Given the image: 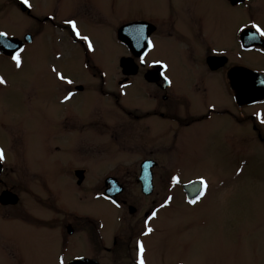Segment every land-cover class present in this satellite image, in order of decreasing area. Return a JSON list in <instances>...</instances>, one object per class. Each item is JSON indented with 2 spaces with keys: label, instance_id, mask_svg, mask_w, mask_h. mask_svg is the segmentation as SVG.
Here are the masks:
<instances>
[{
  "label": "flooded vegetation",
  "instance_id": "flooded-vegetation-1",
  "mask_svg": "<svg viewBox=\"0 0 264 264\" xmlns=\"http://www.w3.org/2000/svg\"><path fill=\"white\" fill-rule=\"evenodd\" d=\"M247 1L226 3L232 9H240ZM148 3L113 28L123 54L107 83L91 60L85 42L66 23L75 20L81 31L76 19L81 16L88 27L99 26L98 0L81 5L76 18L60 19L50 12L36 15L30 1V6L23 0L1 1L0 7L3 4L21 13L27 24L20 26L19 31L8 26L19 27L16 21L5 22L6 28L0 25V32L7 33L0 37V77L6 81L0 84V148L6 155L0 163V243L12 245L0 249V257L6 261L60 264L63 258L64 264L77 260L138 264L137 243L143 242L146 260L144 239L157 233V228L151 226L152 233H144L159 213L167 209V216L173 214L171 206L177 204L180 193L184 205L192 208L208 192L207 189L196 204H190L202 191L196 183L206 179L199 176L181 183L174 174L162 171L159 178L168 181L167 189L161 190L164 197L154 206L153 201L149 208L143 204L155 193L158 170L168 159L160 152L165 146L163 134L185 143L189 130L212 123L226 127L229 119L238 127L251 128L253 139L264 147V124L256 115L264 109V99L243 103L236 97L243 69L264 75V66L244 61L245 56L264 60V48L259 45L264 36L253 27L260 25L251 22L245 26L239 19L230 31L232 19L218 12L213 16L205 14L198 8L199 0L181 8L168 0ZM3 11L0 8V13ZM122 27L125 44L117 39ZM247 31L256 33L258 38L253 34L246 40L257 43L245 47V32L251 34ZM133 36L142 39L137 42ZM149 40L154 47L148 45ZM66 43L71 46V58L81 57L90 82L68 76L65 61L55 67L58 59L64 60ZM158 43L166 58L155 53ZM166 44L170 45L164 47ZM20 50L22 64L16 67L12 55ZM122 58L129 63L126 74L120 68ZM185 67L191 81L189 97L173 90L174 78ZM53 68L66 79L60 80ZM68 79L73 83L68 84ZM205 81L210 82L209 88L204 86ZM221 91L226 100L208 96ZM79 95L86 97L78 98ZM120 99L125 103L122 106ZM100 100L113 108L99 109L96 104ZM87 133H91L92 139L103 138L104 142L98 144L109 143L107 148L113 151L142 148L135 159L138 172L116 169L94 178L99 173L90 172L77 158L83 157L81 149ZM143 164L152 166L151 185L144 191L139 182ZM190 184L199 185L192 199L183 189ZM132 185L137 190H132ZM175 187L179 189L175 191ZM169 197L171 201L162 208ZM153 211L156 217L150 219ZM113 224H118V229H113ZM151 246L159 248L160 243L151 242Z\"/></svg>",
  "mask_w": 264,
  "mask_h": 264
},
{
  "label": "rangeland",
  "instance_id": "rangeland-1",
  "mask_svg": "<svg viewBox=\"0 0 264 264\" xmlns=\"http://www.w3.org/2000/svg\"><path fill=\"white\" fill-rule=\"evenodd\" d=\"M29 1L36 15L50 12L60 19L65 16L76 18L79 7L89 0ZM98 1L100 4L99 19H101L99 26L95 24V27H88L81 16L76 19L80 24L81 34L88 36L92 43L91 50L87 46L90 58L108 83L114 66L117 67L118 57L123 54V47L116 41L113 28L123 21L126 15L135 13L141 6H149L148 2L154 0ZM161 1L162 3L167 2V0ZM193 1L168 0V3L181 8L182 6L189 7V3ZM199 1L201 3L198 8L205 14L213 16L215 12H218L219 15L224 14L230 17L232 19L228 26L230 31L238 24L239 19H242L245 26L255 22L264 30V0H248L246 5L240 9L230 8L226 0ZM0 8L4 10L0 13V25H3V28L7 26L5 22L15 23V21L19 27L13 24H8V26L17 31L21 30L20 26H27L21 13L3 4ZM48 41L47 39L44 43ZM169 45L166 44L164 47ZM70 48V44L66 43L64 60L58 59L55 67L59 68L65 61L68 76L75 80L83 79V82H90L91 78L86 76L83 70L81 57L76 55L71 58ZM156 52L166 58L164 48L160 43L155 48ZM244 61L256 62L264 66V60L257 57L254 59L245 56ZM171 65L173 66L172 63ZM38 72L37 69L36 77ZM189 80L188 69L185 67L183 73L177 79L174 78L173 90L180 96L189 97L191 83ZM37 81L34 79V82ZM204 84L206 88H209L210 82L205 81ZM220 87L222 84L218 86V89ZM221 94L222 91L219 94L213 93L208 96L213 100H218L220 97L225 99ZM85 97L86 95L78 96V98ZM120 100L121 106L125 104L124 100ZM97 105L103 110L113 108L103 100L97 102ZM259 111L264 114V109L261 108ZM187 134L189 136L185 143L178 138L174 141L172 136L167 137L163 134L165 146L160 152H163V156H167L168 159L164 160L163 168L160 167L158 170L155 178V193L151 198L144 199L143 204L149 208L153 201L154 206L164 197L161 190L167 189L168 181L159 178L162 171L174 174L181 183L199 176L204 177L208 183V192L200 203L192 208L184 205L180 193L177 204L171 206L173 214L167 216V209L159 213L157 220L150 224V227L156 226L157 233L144 239L148 251L145 264H264V147L253 139L251 128L238 127L229 119L226 127L215 126L213 123L207 126L202 124L194 130H189ZM101 141L104 142V139L97 138V136L92 139L91 133L84 134L85 144L81 149L83 157L80 155L77 157L82 159L79 162L90 172L99 173L93 176L94 178H100L116 169L122 172L134 170L138 172L135 159L142 148L134 147L135 150L130 148L129 152L128 148L113 151V148H107L109 143L98 144ZM131 189L137 190V187L132 185ZM174 189L177 191L179 188ZM91 207L93 208V205ZM111 226L113 229H118V224ZM12 229L8 228L10 236ZM156 241L160 243L159 248L151 246V242ZM4 245L12 246L0 243V249ZM14 263L19 264L18 261ZM14 263L0 257V264ZM23 263L35 264L31 261Z\"/></svg>",
  "mask_w": 264,
  "mask_h": 264
},
{
  "label": "water",
  "instance_id": "water-1",
  "mask_svg": "<svg viewBox=\"0 0 264 264\" xmlns=\"http://www.w3.org/2000/svg\"><path fill=\"white\" fill-rule=\"evenodd\" d=\"M229 1L231 4L234 5L239 0H229ZM124 31H125V27L120 28L117 33V38L119 41L125 44L127 38H126V35L124 34ZM247 32L251 34H248L245 32V35H244L245 47H248L249 45L251 46L257 43V42H251V41L249 42V40H246V39L252 38L253 34H255L254 36L258 38L256 33L252 31H247ZM133 39H135V36H133ZM259 45L264 48V41L260 40ZM120 67L123 70V74H126V71H128L129 69V63L127 62L126 59H123V58L121 59ZM242 71H243V81L239 85L238 93H236L237 99L243 103H251L252 101L256 102V101L263 100L264 99V75L249 71L247 69H243ZM151 167L152 166L150 164H143L141 166V175H140L139 182L142 185L143 191L146 189L147 186L150 188ZM183 189L186 192L188 199H192L193 197H195L198 191V188L196 187V185H193V184L187 185ZM71 264H96V263L94 261H89V260H77V261H73Z\"/></svg>",
  "mask_w": 264,
  "mask_h": 264
},
{
  "label": "snow or ice",
  "instance_id": "snow-or-ice-1",
  "mask_svg": "<svg viewBox=\"0 0 264 264\" xmlns=\"http://www.w3.org/2000/svg\"><path fill=\"white\" fill-rule=\"evenodd\" d=\"M23 2H24L26 5L30 6V4H29V0H23ZM66 23H68V24L71 26L72 30L75 32V34H76L77 37H79L80 39H82V40H84L85 42H87V46H88L89 50H91L93 46H92V43H91L89 37H88V36H83V35H81L80 31H79L78 28H77L76 21H75V20H68V21H66ZM253 27L256 28V31H257V32H259L262 36H264V30H262V29L260 28V26H258V25H253ZM6 36H7V33L0 32V37H6ZM135 39H136L137 42H139V41L142 39V37L137 36V37H135ZM147 43H148V45H149L150 47H154V45L152 44V41L149 40ZM21 51H23V50L17 51V52H15V53L12 55V60L14 61L16 67H21V64H22V61H21V55H20ZM165 67H167V66L165 65ZM52 71H53V72H56V69L53 68ZM56 75L58 76V78H59L60 80H65V79H66L65 76L62 75V74L59 73V72H56ZM66 82H67L68 84H72V83H73V81L70 80V79H68ZM4 83H6V81L4 80L3 77H0V84H4ZM69 98H70V95H69V96H66V97H65V100H67V99H69ZM256 115H257V117L259 118L260 123H261V124H264V114L257 113ZM5 159H6L5 151H4L3 148H0V163H3V162L5 161ZM174 179H175V178H174ZM200 185H201V189H202V191L200 192V194H199V196L197 197V199H192V200L189 201L190 204H196V203L198 202V200H199L200 198H202L203 195L206 193V191H207V189H208L207 181L203 180V178H202L201 181H200ZM171 199H172V198L169 197V198H168V201H166L164 204H162L161 207H162V208H163V207H166V206H167V203L170 202ZM156 214H157V213H156L155 211H153V212H152V215H151V217H150V219H154V218L156 217ZM152 231H153V229H152L151 227H148L144 234H145V235H148V234L152 233ZM137 247H138V253H139V256H138V264H145V259H144V251H145V248H144V244H143V242H138V243H137ZM60 264H64L63 258H61V260H60Z\"/></svg>",
  "mask_w": 264,
  "mask_h": 264
}]
</instances>
